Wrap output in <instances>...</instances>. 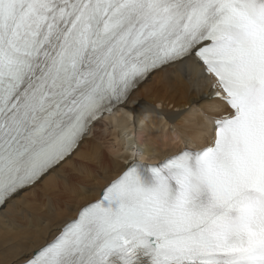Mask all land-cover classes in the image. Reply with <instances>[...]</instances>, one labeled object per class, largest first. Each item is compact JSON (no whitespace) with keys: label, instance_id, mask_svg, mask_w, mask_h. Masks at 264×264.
Listing matches in <instances>:
<instances>
[{"label":"snow or ice","instance_id":"6c2138e0","mask_svg":"<svg viewBox=\"0 0 264 264\" xmlns=\"http://www.w3.org/2000/svg\"><path fill=\"white\" fill-rule=\"evenodd\" d=\"M166 69L212 80L204 143L109 171L18 264H264V0H0V208Z\"/></svg>","mask_w":264,"mask_h":264},{"label":"bare ground","instance_id":"6f19581e","mask_svg":"<svg viewBox=\"0 0 264 264\" xmlns=\"http://www.w3.org/2000/svg\"><path fill=\"white\" fill-rule=\"evenodd\" d=\"M204 96L214 97L210 79L193 75L189 82L172 69L143 83L126 107L93 125L79 151L57 174L0 208V264H18L50 239L79 206L99 196L109 171L118 170L135 155L151 163L183 148L185 140L187 145H202L204 127L210 125L204 114H217L220 104L213 98L189 106L190 100ZM176 111L185 115L175 123L160 115ZM68 185L75 191H69Z\"/></svg>","mask_w":264,"mask_h":264}]
</instances>
